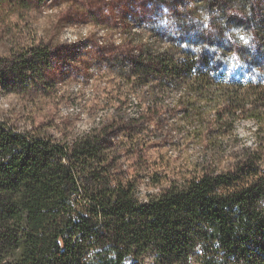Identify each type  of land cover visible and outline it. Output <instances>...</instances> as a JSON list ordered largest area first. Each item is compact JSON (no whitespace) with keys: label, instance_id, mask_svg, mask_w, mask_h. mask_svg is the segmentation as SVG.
Wrapping results in <instances>:
<instances>
[{"label":"trees","instance_id":"1","mask_svg":"<svg viewBox=\"0 0 264 264\" xmlns=\"http://www.w3.org/2000/svg\"><path fill=\"white\" fill-rule=\"evenodd\" d=\"M8 2L0 0V8ZM214 28L197 32L187 45L186 37L178 42L168 35L176 45L165 49L138 39L109 49L96 44L100 57L108 49L130 67L127 79L155 84L135 95L142 109L134 116L120 109L82 134L58 139L20 129L0 114V264H264V59L250 53L253 47L229 39L258 69L247 79L218 78L215 111L224 131L234 130L239 118L253 119V144L235 147L224 165L204 159L191 175L145 200L125 160L143 152L137 135L160 125L164 111L189 110L212 88L208 68L217 72L210 64L215 52H224L221 30ZM52 50L46 45L0 57V78L43 74ZM178 90L175 102L161 101ZM203 114L185 112L188 120Z\"/></svg>","mask_w":264,"mask_h":264},{"label":"rangeland","instance_id":"2","mask_svg":"<svg viewBox=\"0 0 264 264\" xmlns=\"http://www.w3.org/2000/svg\"><path fill=\"white\" fill-rule=\"evenodd\" d=\"M23 1L9 0L0 8V57L10 59L46 45L53 49V55L50 69H44L43 74L6 83L0 78V114L18 128L64 139L90 130L114 111L136 115L142 104L135 95L152 92L155 84L127 79L130 67L109 56L108 47L138 39L158 49L170 48L176 45L174 39L186 37L187 41L199 31L211 33L213 24L221 30L224 52L219 56L214 51L217 56L210 64L219 70L208 68L212 88L189 110L178 107L164 111L160 125L142 131V138L137 135L144 148L125 159L129 173L137 177V195L145 200L172 180L191 175L204 159L215 158L218 164L219 158L224 165L233 161L229 152L235 147L253 144V119H237L234 130L219 127L215 117L217 80L221 76L247 79L258 69L252 63L254 57L238 54L229 39L233 44L253 47L250 53L264 59V0H248L247 6L243 0ZM223 6L240 15L223 13ZM155 26L160 28L159 34ZM210 36L204 35V39L218 42ZM96 44L108 48L106 56L100 57ZM182 92L160 99L168 105ZM186 111H203V120L196 116L186 119ZM219 145L222 148L218 149Z\"/></svg>","mask_w":264,"mask_h":264},{"label":"snow or ice","instance_id":"3","mask_svg":"<svg viewBox=\"0 0 264 264\" xmlns=\"http://www.w3.org/2000/svg\"><path fill=\"white\" fill-rule=\"evenodd\" d=\"M245 43H247V42H245Z\"/></svg>","mask_w":264,"mask_h":264}]
</instances>
